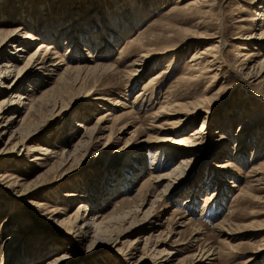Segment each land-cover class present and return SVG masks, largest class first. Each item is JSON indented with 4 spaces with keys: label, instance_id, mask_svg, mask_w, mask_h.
I'll list each match as a JSON object with an SVG mask.
<instances>
[{
    "label": "rangeland",
    "instance_id": "rangeland-1",
    "mask_svg": "<svg viewBox=\"0 0 264 264\" xmlns=\"http://www.w3.org/2000/svg\"><path fill=\"white\" fill-rule=\"evenodd\" d=\"M176 1L0 0V9H2V14H7V21L14 22L15 20L16 25L25 21L28 24H33V26L39 24L41 28L46 24L51 29L58 30L55 36L58 39L60 38V33L64 32L63 34L65 35L67 31L72 32L73 36L80 38L79 47L82 49L81 52L79 49L80 53L76 52L75 47L71 46L70 42L67 43L66 41L65 43L64 38L60 39V42L57 41L61 57L66 61H71L73 64H76L77 61H82V57H79L81 56L79 54L84 52L83 54L87 56L89 51H92L94 59L115 64V68L119 73L117 75H120L128 68L127 64L137 54V51H143L147 48L153 52L151 54L157 56L154 62L140 71V74L131 84L128 83L129 81L126 82L127 80L123 77L118 79L111 78L109 76L111 72L105 73L104 75L106 76L101 77L98 81L95 95L107 96L106 98L112 97V99L118 97L121 101H125V107L107 103L104 104V109L94 105L96 99L86 100L87 97L82 90L79 91L78 89L77 92H72L74 89L71 91L69 89L68 94L64 96L65 101L62 111L54 113L51 102L50 105L35 114L31 118L32 121L29 120L31 125L28 127L36 128L30 135L32 139L30 138L24 145H17V147L7 153L0 152V173H2V170H12L16 174L30 180L34 179L43 167H41L40 163L38 164L39 160H30L32 156L28 155L29 145L34 142H43L47 145L65 147V152L74 150V144L80 136V126L75 124L81 122V117L83 116L94 122L98 113L111 108L112 114L109 115L110 119L107 124H117V122H114V117L118 115L122 117L120 119L121 123L135 121L136 125L142 124L144 127L126 144L125 137L129 136L128 132L119 140H112V142L114 141L113 143L105 142L106 139L99 138L94 140L91 145L80 146L71 154V156H77L73 164L67 169L63 167V170L48 174L42 183L43 185L35 188L38 191V193H35L36 195L28 193L22 196L20 188L10 191L1 186L0 264H8L10 256L18 258L14 264H44L49 259L65 251L69 252V257L57 264H155L156 262H158L157 264H162L164 261L160 259L165 254L163 251L152 254L153 251L155 252V250H152L153 240L147 244L152 249H149V252L147 251L144 256L142 255L144 236L149 231L156 232L158 229H164L162 237H165L166 226L172 224L169 218L183 214L186 219L189 216L192 217V223L176 227V232L170 236L171 238L168 237L169 245H158V248L175 250V253H173L174 261L170 264H175L178 257L182 256L185 253L184 251L187 250L185 247L180 250L183 243L177 244L179 241L189 242L193 239L196 242L197 238L199 239L195 243V248L188 249V252H198V244L208 243V245L219 250V257L216 259L218 264H264V252L260 256L256 255V253L253 256V251L257 248V244L264 243V228H262L264 224V202L242 200L240 204H232L234 203L232 199L236 194L237 187L234 186L235 189H233L230 182L236 180L237 184L247 186L249 169L264 159V146L259 149L256 148L258 147V141L263 138L262 133L264 132V82L258 81L259 79H254L253 77L244 79L230 69L225 71L223 79L215 82L212 86L213 88L210 89V93L213 92V96L208 103L204 104L203 112L199 117L196 118L194 123L191 122L190 125H187L189 126L188 128L186 125L184 126L191 130L196 126L199 128L202 122L207 130H204L205 133L202 132L204 134L198 138V142L201 143L195 153L191 155L192 158L196 159L184 168L182 175L179 174L180 176L175 179L165 193L164 200L157 206L155 201L154 211L156 208L158 209V214L153 220L155 227L149 224L142 225V222L140 223L139 221L131 223L129 218H127L121 225V228H125L123 230L124 234L119 237L121 241H118L115 246H111L105 236H103L104 239L102 238V240L99 238L91 241L94 227H88L86 234L82 237L75 235V233L68 234L56 221L46 216L43 211H39L40 213L38 214L40 215H38L32 211L30 212L29 207H25V211L21 214L22 216L20 215L16 218H10L9 216L12 209L21 207L20 204L32 198H43L51 203L56 202L60 207H66L61 215L71 212L82 198L72 202L54 201L58 193L71 189L85 193L91 204V198L96 193L93 194L94 191L100 189L103 184L109 187L106 182L111 172L108 173L107 170L111 171L113 168L121 169L127 160H131L129 159L131 154L140 155L144 158V162L141 164L138 178L131 183L124 182L122 186L125 189L109 191L110 202L105 209H110L113 201L119 200L122 195L126 193L133 194L142 181L149 176L151 169L162 172L171 169L180 160L179 157L182 153L168 152L169 154L167 153V155L169 156H167L166 152L161 149L162 151L159 150V154L155 155L153 149L157 148L156 146L158 145L147 151L148 147H141L142 143L137 140L138 138L141 140L142 137H146L149 130L145 127L152 119H150L149 115L163 101L164 94H169L171 90L181 94L186 92L194 95L202 93L203 87L210 79L206 77L200 80L188 78L190 76L188 73L191 63L190 58L196 47L204 46L203 42V44L200 43L198 45L197 41H195L200 38V33L206 29L211 33L220 29L219 20L222 21L223 34L227 41L223 48L224 59L225 62L233 63L232 56L235 44L238 43V40H241L239 35H242L237 31L240 14H237L238 10H240L238 8H240L239 5L241 4L249 5L250 1L206 0L200 6L206 8L208 4L212 11H209L203 17L201 16L202 18L193 13L195 12L193 8H191L192 10L181 9L180 6L185 5L190 0H181L180 4H176ZM262 3L264 4V2ZM254 15L252 9L245 12V16L249 18ZM255 22L256 20L245 21L247 23L246 26L252 24L254 28L252 30L247 29L245 36L249 32H253L255 37L252 38L256 40L259 35V29L256 28ZM259 22L260 20H258ZM152 30L158 34V38H155L156 41L135 45V47H127L128 43L138 41L141 35H148ZM34 33L36 35L39 34L37 30ZM189 39L191 42L188 41ZM97 40L98 42L96 43ZM101 40L102 45L99 43ZM38 41L33 42L28 49H34V45ZM85 42H90V44L84 45ZM98 43L101 47L103 46L101 50L99 49L100 51L97 48L99 46ZM105 45L106 48L104 47ZM84 47L86 51H84ZM66 48L67 50H65ZM142 48L144 49L142 50ZM162 48L167 50V55H164V59H161L163 57H161V54L157 55V50ZM9 50L14 52L15 49L12 44L4 46L1 54L4 55ZM49 52L48 54H55L52 50H49ZM22 53L23 55H18V60L24 63V54L26 52ZM260 57L262 58L261 55ZM42 58L43 55H40V59ZM257 59L259 58L257 57ZM167 62L171 63L170 71L158 77L152 85L145 86L149 76L155 74L161 68L163 70L168 64ZM26 73H28V67L22 71L20 78ZM15 75L10 77L8 82H11ZM33 78H35L34 71L30 75L26 74L24 79L20 80L18 84L24 87ZM143 87H146L147 90H145L142 98L136 97L143 90ZM3 90L6 91V94H10L16 90V87H8ZM128 110L132 114L124 118L123 115H119L124 114L123 112ZM10 112L8 111L7 114ZM254 113L261 115H259L260 117L256 119L253 125L254 122L248 120ZM17 118L19 119L18 116H16ZM242 124L244 127H241L240 131ZM14 125L13 128L18 126L16 123ZM133 128L134 126L130 129ZM73 129H78V131L74 134ZM108 131H105V134ZM239 131L240 133L242 132V135L240 134L241 136L237 138ZM7 135L9 136V134ZM7 135L0 141V149L5 145L8 138ZM125 149H128V151L125 152ZM237 152L241 154V158ZM232 158L235 163L233 170L237 174L239 173V177L236 176L234 178L233 175H223V173L218 172L220 176L223 175L221 179V181H224L223 185L218 184L215 186V184L205 183L206 177H210L209 172L211 171L212 161L216 163L217 161L231 160ZM166 182L164 181L156 187L161 188ZM258 186H264V182ZM213 190H216L215 196L208 198V194L212 195L211 192ZM263 191V189L257 188L255 193L264 195ZM151 193H147L148 195L143 194V198L146 199L143 208L152 199L153 192ZM166 203H169V205L166 206ZM230 208L233 210L228 214L227 212ZM225 215L226 218H231L234 228L232 232L237 236L233 239L227 238L226 241L224 240V233L220 232L215 225ZM198 225L201 226V231L199 232L194 229V226ZM224 227L226 228L227 225ZM14 229H17L16 233L13 232ZM134 237H137V239L132 240ZM239 240L242 243L231 249L230 245ZM134 245H136V248L133 249ZM118 246L123 250L134 251L133 256L124 258L123 254L117 253L116 249ZM152 255L154 256L152 257ZM252 256L254 260L250 261L249 259Z\"/></svg>",
    "mask_w": 264,
    "mask_h": 264
},
{
    "label": "bare ground",
    "instance_id": "bare-ground-1",
    "mask_svg": "<svg viewBox=\"0 0 264 264\" xmlns=\"http://www.w3.org/2000/svg\"><path fill=\"white\" fill-rule=\"evenodd\" d=\"M180 1L181 0H177L175 3L180 4ZM205 1L206 0H190L188 3L180 7L181 9L188 10H192L191 8H193V10H195V12H193L195 15L203 17L204 15H207L209 11H212L210 10V5L208 4L206 8L200 6L201 4H204ZM248 1H250L249 5L241 4L239 5L240 8H238L240 10H238L237 14H240L238 19L239 24L237 25L236 23L238 29L237 31L243 36L239 35L241 40H238V43L235 44L232 56L233 63L225 62L224 59L223 48L227 41L223 34L224 31L222 27V21L219 20L218 23L220 22L219 25L221 24L220 29L212 33L208 32L206 29L200 33V38L195 41H197L198 45L203 42L204 44H202L204 46L196 47L190 58L191 63L188 68V73L190 76L188 78L200 80L201 78L206 77L210 79L206 83L205 87H203L202 93H195L196 95H194L186 92L181 94L180 92L177 93L174 90H171L169 94H164L163 101L157 108H154L151 111V115H149L150 119H152L145 127L149 130L146 137H142L141 140L138 138L137 140L138 142L142 143L140 145L141 147H148L147 151L152 149L155 145H158L156 146L157 148L153 149L155 155L159 154V150L161 149L166 152V155L168 152L182 153L179 157L180 160L178 159L179 161L176 162L171 169H164L165 171L161 170L162 172H159L156 169H151L148 174L149 176L142 181L133 194L126 193L122 195L119 200L113 201L112 207L110 209H105L106 205L110 202L109 191H113L114 189L116 191L125 189L122 184H124V182H134L140 174V167L144 162V158L140 155L131 154L129 157L131 160H127L126 163H124L125 168H113L111 171L107 170L108 173L111 172L106 182V185H109V187L103 184L100 189L94 191L93 194L95 192L96 193L94 194L95 196L91 198V204L88 201L89 199L85 193L77 192L76 190L71 189L63 192L61 191L54 199V201L61 200L62 202H72L76 199L82 198L77 202L76 207L71 212H66L64 215H61V213L65 211L66 207H60L58 204H56V202L51 203L49 201H45L43 198H32L20 204L21 207L12 209V212L9 214L10 218H16L17 216H20L25 211V207H29L30 212L32 211L33 213L38 214L43 211L46 216L56 221L62 229L68 232V234L75 233V235L82 237L86 234L88 227L92 226L94 227V233L91 241H95V239L99 238L102 240V238L104 239L103 236H105V239L110 242L109 244L111 246H115L118 241H121L119 240V237L124 234L123 230H125V228H121V225L127 220V218H129V222L131 223L139 221L140 223L142 222V225L149 224L152 227H155L153 220L158 214V209L156 208L154 211L153 208L155 201L157 206L164 200L165 193L169 190L175 179L182 175L184 173V168L196 159L192 158L191 155H193L198 149V145L201 143L198 142V138L205 133L204 130H207V128L202 122L199 128L196 126L191 130L187 129L189 127L187 125H190L191 122L194 123L196 118L199 117V115L203 112L204 104L208 103V101L213 96V92L210 93V89L213 88L212 86L215 84V82L222 80L225 71L228 69L235 72L244 79H247V77H253L254 79H259L258 81L264 82V4L262 3L264 0ZM251 9L254 11L255 15L252 18H249L248 16H245V12H248ZM252 20H256L254 24H256V28L259 29V35L257 38L258 40L252 38L255 37L253 32H249V34L245 36V31L247 29H254L252 24L246 26L247 23H245V21ZM258 20H260L259 23ZM15 23V20L14 22L7 21V14H2V9H0V141H2L7 134H9V136L7 135L8 138L5 142V145L0 149L1 153H7L17 147V145H24L25 142L32 137L30 135L36 128L32 129V127H28L31 125L29 124V120H31L35 114H38L39 111L43 110L44 107L50 105L51 102L52 111H54V113L62 111L65 101L64 96L68 94L69 89L70 91L74 89L72 92H77L78 89L79 91L82 90V92L87 97L86 100L91 101V99H96L94 105L104 109V104L107 103L125 107V101H121L118 99V97L112 99V97L106 98L107 96L104 97L95 95V89L97 88L98 81L101 79V77L106 76L104 75L105 73L111 72L109 75L111 78L118 79L119 77H123L125 80H127L126 82L129 81L128 83L131 84L135 81L141 70L157 59V56L151 54L153 52L149 51V49L146 48L143 50L144 48H142L143 51H137V54H135L133 59L130 60L129 64H127L128 68L126 70L123 69L124 71L120 73V75H117L118 71L115 68V64L110 62H102L103 60L98 61L96 58L94 59L92 51H89L87 56L83 54L84 52L79 54L81 55L79 57H82V61H77L76 64H73L71 61L69 62L62 58L58 51V42H60L59 40L62 38L65 39V43L66 41L67 43L70 42L71 46L75 47L76 52L80 53L82 51L81 47H79L80 38L73 36L71 34L72 32L67 31L65 35L63 34L64 32H62V34H58L60 36L58 39L55 37L58 30L56 31L55 29H51V27L46 24L41 28L39 24L33 26V24H28L25 21L18 25ZM35 30L38 31L39 34L37 35L40 37L34 33ZM155 38H158V34L156 31L152 30L148 35H141L138 41L128 43L127 47H135V45L151 43L156 41ZM37 40L39 41L35 43L34 49L29 50L28 47ZM102 40L99 42L101 45ZM188 41H190V39ZM97 42L98 40L96 43ZM99 43V46H97L98 51L103 48V46L101 47ZM9 44L14 46V52L9 50V52H6L4 55H2V48ZM88 44H90V42H85L84 45ZM106 45L104 46L105 48ZM165 49L166 48L157 50V55L161 54V57L163 56L161 59H164L165 54L167 55V50ZM49 50H52V52L55 54H48L50 53ZM65 50H67V48ZM84 51H86L85 47ZM22 52H26L24 54V63H21L19 62L20 60H18V55H23ZM40 55H43L42 59H40ZM257 57L259 59H257ZM167 63L168 64L163 70L161 68V70L149 76L145 86L152 85L158 77L170 71L171 63ZM26 67H28V73L26 74L30 75L32 71H34L35 78H33L29 84L23 87V85H19L18 83L20 80L24 79L26 74L21 78L20 75ZM14 75L15 78H13L11 82H8V79ZM8 87H16V90L12 91L10 94H6V91L3 89ZM145 90H147V88L143 87V90H141V92H139L136 97L142 98ZM8 111L11 112L7 114ZM123 113L124 114H119L123 115V118L132 114V112L129 110ZM110 114H112L111 108H108L104 112L98 113L94 122L90 121L86 116L81 117V122H77L75 124L80 126V136L74 144V150L65 152V147L47 145L43 142H34L33 144L29 145L28 155L32 156L30 160H39L38 164L40 163L41 167H43L42 170L38 172L34 179L30 180L28 178H24L22 175L16 174L12 170H2V173H0V187L2 186L10 191L12 189L20 188L22 196L28 193H38L35 188L43 185L42 183L48 174L57 170H63V167H66L67 169L73 164L77 156L75 155L74 157V155L71 156V154L72 152H75V150L80 146L91 145L94 140L99 138L106 139L105 142L109 143L112 142V140H119V138L128 132L129 136L125 137L126 144L131 140L132 137H134V135H137L138 132L144 129L142 124L136 125L134 123L135 121H126L121 123L120 119L122 117L118 115L114 117V122H117V124L115 123L116 125H109L107 124V121L110 119ZM5 115L7 116L6 119ZM259 115L261 114L254 113L252 117H249L248 121L254 122V125L256 119L260 117ZM16 116H18L19 119H16ZM156 121L157 123H155ZM15 123L16 125L18 124V126L13 128ZM185 125L187 128L184 127ZM133 126L134 128L130 129ZM241 127H244V125L240 126V131ZM107 130L109 131L105 134V131L107 132ZM77 131L78 129H73L74 134ZM240 131L237 133V138L238 136L242 135V132L240 133ZM262 134L263 138L258 141V147H256L257 149L264 146V132ZM126 151H128V149H125V152ZM238 154L241 158V154ZM30 160L28 161L30 162ZM234 164L233 158L231 160L226 159L223 161H217L216 163L212 161L210 166L211 171L209 172L210 177H206L205 183L212 185L215 184V186L218 184L223 185L224 181H221V179L223 178L222 176L224 174L230 176L233 175L234 178H236V176L239 177V173L237 174V172L233 170ZM218 172L223 173V175L220 176ZM248 175L249 179L246 182L247 186L237 184L236 180L230 181L232 183L233 189H235L234 186L237 187L236 194L232 199L234 203L232 204H240L242 200L264 202V195L255 193L257 188L264 190V186H258L260 183L264 182V159L259 161L256 165H253L249 169ZM164 181L167 182L163 187H156L162 184ZM151 192H153V197L151 196L152 199H150L149 204L143 208L146 203V199L143 198V194ZM211 193L212 195L208 194V198L214 197L216 190H213ZM95 197L97 198L95 199ZM165 205L168 206L169 203H166ZM232 210L233 209L230 208L227 213H231ZM139 213H141V215L138 216ZM226 215L215 224L219 228V231L224 233L223 235L225 236V241L227 238L233 239L237 237L235 234H233L234 232H232L234 229L232 226V220H230V217L226 218ZM169 219L171 220L172 224H168L166 226V236L164 235L165 237H162L164 229H158L156 232L149 231L145 234L146 236H144V245L142 247V255L144 256L147 251L149 252V249H152L149 248L147 244L153 240L154 245L152 246V250H155V252L153 251L152 254L159 253L160 251H163L165 254V256L160 259L164 261L162 264H170L174 261L173 253H175V250L171 248H158V245H169L170 241L168 240V237L172 236L173 233L176 232V227L180 225H186L187 223H192V217L189 216L186 219L184 214L170 217ZM225 225H227L226 228L224 227ZM262 226V228H264V224ZM194 229L195 231L199 232L201 231V226H194ZM13 232L16 233L17 229H14ZM134 238L132 240L137 239V237ZM198 239L199 238H197V241ZM132 240L130 241L132 242ZM197 241L194 242V240L191 239L189 242L179 241L177 244L183 243V246L180 248V250H182L184 247L188 250L193 249ZM241 243L242 242L240 240L236 241L234 244L230 245V248L234 249V246L240 245ZM263 244L264 243L257 244V248L253 251V256L255 253L256 255L260 256L264 252ZM197 246L199 249L198 252L190 253L187 250L184 251L185 253L183 252L184 254L178 257V260L175 264H218L216 259L219 257V250L216 247L208 245V243L198 244ZM132 248H136V245H134ZM116 250L118 254H123L124 258L127 256L132 257L134 253V251L123 250L120 246H118ZM153 256L154 255H152V257ZM253 256L249 259L250 261L254 260ZM67 257H69V252L65 251L49 259L44 264H57L65 260ZM17 259L18 258L10 256L8 259V264H14ZM157 263L158 262L155 264Z\"/></svg>",
    "mask_w": 264,
    "mask_h": 264
}]
</instances>
